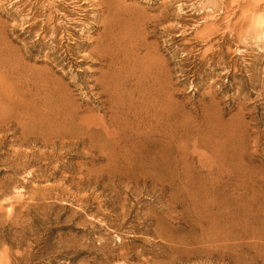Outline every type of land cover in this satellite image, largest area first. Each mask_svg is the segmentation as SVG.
Instances as JSON below:
<instances>
[{
	"label": "rangeland",
	"instance_id": "374dc122",
	"mask_svg": "<svg viewBox=\"0 0 264 264\" xmlns=\"http://www.w3.org/2000/svg\"><path fill=\"white\" fill-rule=\"evenodd\" d=\"M105 27L127 64L169 70L166 120L111 156L22 143L17 65L110 132L133 120L91 89ZM0 121V264H264V0H0Z\"/></svg>",
	"mask_w": 264,
	"mask_h": 264
},
{
	"label": "bare ground",
	"instance_id": "6f19581e",
	"mask_svg": "<svg viewBox=\"0 0 264 264\" xmlns=\"http://www.w3.org/2000/svg\"><path fill=\"white\" fill-rule=\"evenodd\" d=\"M113 33L107 28L103 34H99L90 53L102 69L90 81L91 89L100 91L99 95L104 98L102 105L105 101L112 103L111 117L127 109L133 120L121 121L119 131L110 132L103 123L82 117V107L75 105L67 89L55 85V80L48 74H35L17 65L13 69L15 82L4 96L8 99L6 113L19 127L22 143L39 144L52 151L56 146L61 149L75 146L84 148L89 141V152L111 156L117 153L119 143L138 138L139 123L149 117L155 122L166 120L170 105L168 91H171L169 70L163 75L165 79H161L157 73H151L148 67L143 69L141 63L139 68H135L134 63L127 64L129 55H122L120 47L116 49L111 46L119 39ZM134 47L137 49L138 45ZM125 91H131L130 98L124 96L128 94ZM160 91H166L167 96L162 108L156 109V106H152L160 97ZM143 98L150 99L151 106L147 101L142 102ZM116 121L110 119L109 124L114 125ZM8 124L9 121H5L3 127ZM129 153L124 151L120 155ZM27 155L28 152H24L25 158Z\"/></svg>",
	"mask_w": 264,
	"mask_h": 264
}]
</instances>
